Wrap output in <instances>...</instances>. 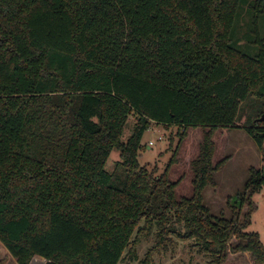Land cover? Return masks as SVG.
I'll return each mask as SVG.
<instances>
[{
    "label": "trees",
    "instance_id": "16d2710c",
    "mask_svg": "<svg viewBox=\"0 0 264 264\" xmlns=\"http://www.w3.org/2000/svg\"><path fill=\"white\" fill-rule=\"evenodd\" d=\"M240 4L0 0V245L17 264H120L152 229L161 243L168 235L193 241L211 264L225 263L236 236L233 250L264 264L258 234L240 223L264 186V154L263 170L252 168L227 199L229 219L203 200L226 162L212 166V134L238 126L248 98L259 106L246 132L258 149L264 144V53L234 46ZM130 115L136 123L122 143ZM150 123L182 129L180 138L208 128L191 162L189 198L175 197L167 171L154 176L139 165ZM113 149L117 176L105 170Z\"/></svg>",
    "mask_w": 264,
    "mask_h": 264
},
{
    "label": "rangeland",
    "instance_id": "374dc122",
    "mask_svg": "<svg viewBox=\"0 0 264 264\" xmlns=\"http://www.w3.org/2000/svg\"><path fill=\"white\" fill-rule=\"evenodd\" d=\"M232 39L234 46L246 55L256 57L261 52L264 53V0H241L233 25ZM259 91L264 93V83ZM258 106L259 102L256 100L246 99L237 113L240 124L234 128H218L212 134V166L226 159L221 168L213 174L215 186H208L203 191L204 205L214 216L229 219L231 212L227 199L243 191L252 168L263 170L264 144L258 149L246 132V123L258 114ZM262 116L263 122L264 115ZM261 117L257 118L258 122ZM135 123L136 117L130 115L120 139L122 143L131 136ZM256 127L261 125L257 124L254 128ZM181 131L177 127L167 128L150 123L141 136L138 156L139 165L153 172L154 176H160L167 171L169 181L176 184L177 199L189 198L192 195L194 173L191 162L199 155L202 135L208 128H188L183 138L179 136ZM150 142H153L152 146L148 145ZM120 161V151L113 149L105 170L113 176L119 175ZM240 223L244 227L243 232L258 234L264 248V186L247 199V204L241 212ZM142 226L143 223L140 227ZM156 231L152 229L141 236L138 243L132 246L129 244L120 264H211L213 259L198 249L193 241H181L173 235H168L161 243ZM135 237L136 232L130 243ZM239 243L240 240L236 236L227 243L224 264H253L249 252L233 250ZM129 248L133 250L129 252ZM0 264H17L1 245ZM30 264H46V261L35 257Z\"/></svg>",
    "mask_w": 264,
    "mask_h": 264
},
{
    "label": "built area",
    "instance_id": "2783aa9c",
    "mask_svg": "<svg viewBox=\"0 0 264 264\" xmlns=\"http://www.w3.org/2000/svg\"><path fill=\"white\" fill-rule=\"evenodd\" d=\"M182 130V129H181ZM183 131V130H182ZM149 146H152L153 145V142H150L149 144H148Z\"/></svg>",
    "mask_w": 264,
    "mask_h": 264
},
{
    "label": "water",
    "instance_id": "95a60500",
    "mask_svg": "<svg viewBox=\"0 0 264 264\" xmlns=\"http://www.w3.org/2000/svg\"><path fill=\"white\" fill-rule=\"evenodd\" d=\"M263 120V116L259 119V122H261Z\"/></svg>",
    "mask_w": 264,
    "mask_h": 264
},
{
    "label": "crops",
    "instance_id": "0c3cea01",
    "mask_svg": "<svg viewBox=\"0 0 264 264\" xmlns=\"http://www.w3.org/2000/svg\"><path fill=\"white\" fill-rule=\"evenodd\" d=\"M11 257V256H10ZM11 258H13V257H11Z\"/></svg>",
    "mask_w": 264,
    "mask_h": 264
}]
</instances>
